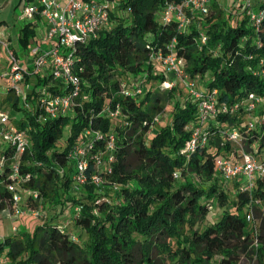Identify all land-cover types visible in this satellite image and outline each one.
Returning <instances> with one entry per match:
<instances>
[{
  "label": "trees",
  "instance_id": "obj_1",
  "mask_svg": "<svg viewBox=\"0 0 264 264\" xmlns=\"http://www.w3.org/2000/svg\"><path fill=\"white\" fill-rule=\"evenodd\" d=\"M116 1L110 22L70 49L82 82L68 111L45 113L39 104L46 92L72 89L49 70L26 74L28 105L12 84L6 96L23 111L10 117L28 131L29 144L16 158L12 143L0 147V211L15 191L27 208L42 198L47 206L60 205V212L72 206L87 237L82 243L58 213L45 215L33 232L16 226L0 234V264L1 257L7 264H240L243 257L264 263V173L248 188L216 171L219 155L236 162L244 150L264 159V0H233L229 10L212 0L209 12L184 30L161 14L168 2L182 0ZM119 8L126 13L118 14ZM233 8L242 17L233 16ZM41 21L38 16L22 27L25 54ZM174 38L195 87L204 95L217 92V111L205 121L185 84L161 88L166 74L151 53L166 50ZM250 93L261 98L253 109ZM168 102L171 113L159 122ZM117 108L121 114L111 115ZM197 123L208 139L187 150ZM234 129L238 140L229 137ZM82 158L87 179L80 182L75 174ZM15 161L19 175L12 190ZM228 182L237 185L234 198ZM226 201L233 206L206 222L214 205Z\"/></svg>",
  "mask_w": 264,
  "mask_h": 264
},
{
  "label": "built area",
  "instance_id": "obj_2",
  "mask_svg": "<svg viewBox=\"0 0 264 264\" xmlns=\"http://www.w3.org/2000/svg\"><path fill=\"white\" fill-rule=\"evenodd\" d=\"M212 0H182L180 2L170 1L162 9V17L166 20L175 18L181 30L186 29L197 15H204L209 12ZM113 0H29L23 8V15L36 19L38 16L44 23V32L38 41L34 42L30 48V58L27 62L22 61L15 53L11 45L10 36L7 30L0 31V46L6 51L9 67L3 74L11 78V84L15 92L22 97L23 102H27V90L24 87L26 74H33L49 70L58 82L72 83V89L63 92H54L41 95L39 104L45 113L56 114L58 111H68L73 103V94L77 92L81 85V76L74 71V58L70 49L79 40H85L96 34L100 28L110 22L111 8ZM207 34L202 33L201 39L207 41ZM175 38L168 43L166 50L153 51L152 60L162 64L166 77L161 81V88H172L179 81L183 82L189 91L197 98L198 118L200 121L207 120L217 111L216 90L204 95L196 87L193 80L189 78L186 71L185 60L175 52ZM142 91V86L137 88ZM260 97L250 93L248 101L249 109L256 107ZM111 115H119L121 111L117 108L110 111ZM253 126L250 122L249 128ZM191 137L186 143L185 149L192 150L197 147L199 141L206 142L208 131L201 124L191 126ZM231 139L238 140V130L230 132ZM0 138L5 142H10L15 148L14 157H18L29 144V135L26 129H19L12 121L10 115L5 110H0ZM109 146H113L112 140ZM77 153H84L85 149L79 147ZM5 163V157L0 156V169ZM87 160L82 158L79 163V171L75 174V179L83 182L87 179L84 171ZM12 177L16 180L10 183L12 190L16 189L19 175V165L17 161L12 163ZM216 171L225 179H240L242 187L251 188L257 175L264 173V159L258 157L250 151H242L239 161H233L225 155H219L216 159ZM95 182H101L98 173L92 175ZM22 196L15 191L12 204L0 211V217L7 210L8 216L18 217L24 214L42 215L41 207L27 208L22 203ZM248 218L252 219V213H248ZM16 229V226L14 225Z\"/></svg>",
  "mask_w": 264,
  "mask_h": 264
},
{
  "label": "rangeland",
  "instance_id": "obj_3",
  "mask_svg": "<svg viewBox=\"0 0 264 264\" xmlns=\"http://www.w3.org/2000/svg\"><path fill=\"white\" fill-rule=\"evenodd\" d=\"M220 3V6L223 7L225 10H229L231 7V3L233 0H217ZM239 1L247 2L248 0H237V3ZM28 2V0H0V31L1 30H7L12 34V38H10L11 45L15 46L20 52V54L26 56L28 59L30 57V48L32 43V40L30 41L29 48L27 50V53L23 51V49H20V44H19V35L20 32L22 31L23 25H25L27 22L32 20L31 18L23 15V8L24 5ZM117 1L115 0L113 2L114 7L116 8ZM118 14L123 15L125 14V10L119 8L118 9ZM233 16H239L242 17V12L241 10H237L236 8L232 9ZM241 12V13H240ZM114 24V22H113ZM37 32L41 33L42 30H44V23L41 21L37 24L36 26ZM36 38V37H35ZM0 59L2 58L3 61H0V110H5L10 116L13 117H19L22 114V110L15 109L11 106L10 102L6 100L7 92L9 89V85L11 84V78L7 77L3 74L6 68H8V65L6 64V60H8L6 56V52L3 49V47L0 46ZM27 59V60H28ZM4 66V67H3ZM159 71L162 70V66L159 65L158 67ZM44 71H42L43 73ZM158 82V80L154 81ZM183 82H181L180 87L183 86ZM147 85V84H146ZM29 83L25 81L24 87L29 88ZM155 87V85L153 86ZM179 88V87H178ZM172 109V103L168 102L165 110L162 112V114L159 117V122H165V120L169 117ZM264 127V126H263ZM154 130V129H153ZM5 141L0 138V146ZM217 173L214 175L216 177ZM220 181V180H219ZM225 187L230 186V193H231V198H234L235 194V187L237 185L235 182H228L224 184ZM233 206L232 202L226 201L224 204H215L211 213L207 216L206 222H212L214 221L217 217L221 215L223 212L224 208H231ZM38 207H41L43 209V212L45 214L42 215H33V214H24V215H19L18 217H10L8 216L7 210L4 211V214L0 217V234L7 233V232H14V225L17 226L19 229L26 228L28 231L33 232L36 225L39 224L40 222L43 221L44 216L48 215L51 216L54 213H58L60 218L68 219L71 221L70 223V229L73 230L78 236L79 239L82 243H84V239L87 237V233L85 229H83L81 226L77 225L74 221L73 218V207L70 206L67 208L65 211L60 212V205L57 207L53 206H47L43 202V198L40 200V204ZM1 264H7V260L4 257H1ZM240 264H264L263 262L259 261L257 257L253 258H247L243 257L241 259Z\"/></svg>",
  "mask_w": 264,
  "mask_h": 264
},
{
  "label": "crops",
  "instance_id": "obj_4",
  "mask_svg": "<svg viewBox=\"0 0 264 264\" xmlns=\"http://www.w3.org/2000/svg\"><path fill=\"white\" fill-rule=\"evenodd\" d=\"M44 32V30H42L41 31V33H38L37 34V36H36V38H34L33 40H32V43H34V42H36V41H38L39 40V38L41 37V35H42V33ZM9 33V36H10V38H12V34L10 33V32H8ZM4 49V48H3ZM5 50V49H4ZM6 52V51H5ZM6 56H7V54H6ZM0 57H1V55H0ZM21 58V60L22 61H25V62H27L28 60V58L25 56H22V57H20ZM30 58V57H29ZM3 61V59L1 58L0 59V61ZM6 60V64L5 65H8L9 66V62H8V60L7 59H5ZM4 67V66H3ZM0 68H2V67H0ZM3 145V144H2ZM1 147V146H0Z\"/></svg>",
  "mask_w": 264,
  "mask_h": 264
}]
</instances>
